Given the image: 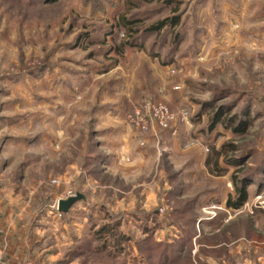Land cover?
<instances>
[{"label":"rangeland","instance_id":"374dc122","mask_svg":"<svg viewBox=\"0 0 264 264\" xmlns=\"http://www.w3.org/2000/svg\"><path fill=\"white\" fill-rule=\"evenodd\" d=\"M0 189L23 264H264V0H0Z\"/></svg>","mask_w":264,"mask_h":264},{"label":"crops","instance_id":"0c3cea01","mask_svg":"<svg viewBox=\"0 0 264 264\" xmlns=\"http://www.w3.org/2000/svg\"><path fill=\"white\" fill-rule=\"evenodd\" d=\"M12 193V192H11ZM7 189H0V238L4 246L1 264H23L31 256L33 240L38 233L30 210L18 202Z\"/></svg>","mask_w":264,"mask_h":264},{"label":"built area","instance_id":"2783aa9c","mask_svg":"<svg viewBox=\"0 0 264 264\" xmlns=\"http://www.w3.org/2000/svg\"><path fill=\"white\" fill-rule=\"evenodd\" d=\"M126 120L140 131H147L157 126V128H166L172 121V113L169 107L164 103L146 104L145 106H135L132 110L126 112ZM69 194L68 196H72ZM2 244L0 241V262L3 260ZM26 264H31L27 262Z\"/></svg>","mask_w":264,"mask_h":264},{"label":"trees","instance_id":"16d2710c","mask_svg":"<svg viewBox=\"0 0 264 264\" xmlns=\"http://www.w3.org/2000/svg\"><path fill=\"white\" fill-rule=\"evenodd\" d=\"M212 154L214 155V159H213L214 168L218 169L216 157H219L221 155V150L214 151V152H212ZM207 161L209 162L210 159L208 158ZM237 191H238L239 196L237 197L236 200H231L230 198H228V200L226 202L227 206L239 208L245 202L246 193H245L244 187L243 188L237 187Z\"/></svg>","mask_w":264,"mask_h":264},{"label":"water","instance_id":"95a60500","mask_svg":"<svg viewBox=\"0 0 264 264\" xmlns=\"http://www.w3.org/2000/svg\"><path fill=\"white\" fill-rule=\"evenodd\" d=\"M85 200V196L79 192L65 199H59L57 201V209L62 213H66L76 202Z\"/></svg>","mask_w":264,"mask_h":264}]
</instances>
